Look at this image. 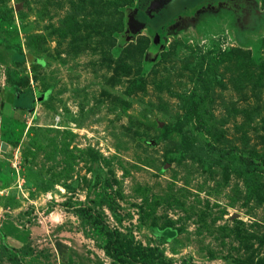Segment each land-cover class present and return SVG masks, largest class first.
I'll list each match as a JSON object with an SVG mask.
<instances>
[{"label": "rangeland", "instance_id": "374dc122", "mask_svg": "<svg viewBox=\"0 0 264 264\" xmlns=\"http://www.w3.org/2000/svg\"><path fill=\"white\" fill-rule=\"evenodd\" d=\"M140 2L0 0V264H264V0Z\"/></svg>", "mask_w": 264, "mask_h": 264}, {"label": "trees", "instance_id": "16d2710c", "mask_svg": "<svg viewBox=\"0 0 264 264\" xmlns=\"http://www.w3.org/2000/svg\"><path fill=\"white\" fill-rule=\"evenodd\" d=\"M246 170L251 171L250 167H255L250 160H245ZM74 213L80 215L82 219H89L93 224H99L103 230L105 243L103 252L111 261V264H162V255L157 248H144L126 241L116 229H109L101 222V215L96 212L93 215L91 208L73 209ZM4 249H9L5 243H2Z\"/></svg>", "mask_w": 264, "mask_h": 264}, {"label": "flooded vegetation", "instance_id": "af4514ba", "mask_svg": "<svg viewBox=\"0 0 264 264\" xmlns=\"http://www.w3.org/2000/svg\"><path fill=\"white\" fill-rule=\"evenodd\" d=\"M137 8L149 2H157L160 5L158 11L149 19L146 20L142 16H138L139 22H144L150 30L153 27L152 33L160 32L161 28L172 23L175 19L195 12L201 6L211 3L214 0H140ZM223 1V0H222Z\"/></svg>", "mask_w": 264, "mask_h": 264}, {"label": "water", "instance_id": "95a60500", "mask_svg": "<svg viewBox=\"0 0 264 264\" xmlns=\"http://www.w3.org/2000/svg\"><path fill=\"white\" fill-rule=\"evenodd\" d=\"M160 8L157 2H149L148 4L141 5L140 7L134 9L128 17V27L130 29L131 35L136 34L140 29L146 27L144 22L138 21V16L144 17L149 20ZM6 145H2L1 150H4Z\"/></svg>", "mask_w": 264, "mask_h": 264}]
</instances>
